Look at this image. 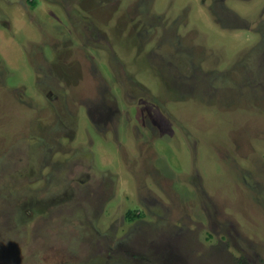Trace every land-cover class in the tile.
Listing matches in <instances>:
<instances>
[{
    "label": "rangeland",
    "instance_id": "1",
    "mask_svg": "<svg viewBox=\"0 0 264 264\" xmlns=\"http://www.w3.org/2000/svg\"><path fill=\"white\" fill-rule=\"evenodd\" d=\"M0 264H264V0H0Z\"/></svg>",
    "mask_w": 264,
    "mask_h": 264
}]
</instances>
